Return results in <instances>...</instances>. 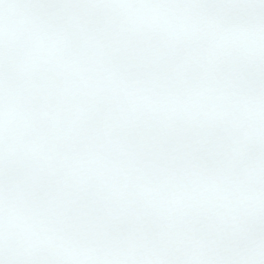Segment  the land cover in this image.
<instances>
[{
	"label": "snow or ice",
	"instance_id": "1",
	"mask_svg": "<svg viewBox=\"0 0 264 264\" xmlns=\"http://www.w3.org/2000/svg\"><path fill=\"white\" fill-rule=\"evenodd\" d=\"M0 264H264V0H0Z\"/></svg>",
	"mask_w": 264,
	"mask_h": 264
}]
</instances>
